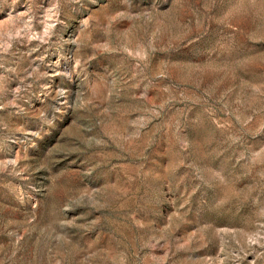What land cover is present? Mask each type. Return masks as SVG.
<instances>
[{"label":"rangeland","instance_id":"374dc122","mask_svg":"<svg viewBox=\"0 0 264 264\" xmlns=\"http://www.w3.org/2000/svg\"><path fill=\"white\" fill-rule=\"evenodd\" d=\"M0 264H264V0H0Z\"/></svg>","mask_w":264,"mask_h":264}]
</instances>
